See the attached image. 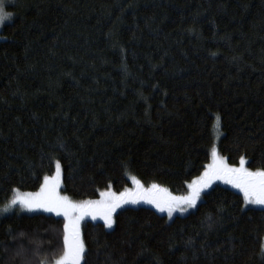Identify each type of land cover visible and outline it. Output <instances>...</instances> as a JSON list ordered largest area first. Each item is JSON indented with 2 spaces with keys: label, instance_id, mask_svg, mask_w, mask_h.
<instances>
[{
  "label": "trees",
  "instance_id": "16d2710c",
  "mask_svg": "<svg viewBox=\"0 0 264 264\" xmlns=\"http://www.w3.org/2000/svg\"><path fill=\"white\" fill-rule=\"evenodd\" d=\"M0 36V203L59 161L61 193L94 200L135 177L174 194L221 157L264 170V0H16ZM64 223L0 217V264L51 263ZM86 264H264V210L214 186L167 220L126 207L82 224ZM83 264V262H82Z\"/></svg>",
  "mask_w": 264,
  "mask_h": 264
},
{
  "label": "snow or ice",
  "instance_id": "6c2138e0",
  "mask_svg": "<svg viewBox=\"0 0 264 264\" xmlns=\"http://www.w3.org/2000/svg\"><path fill=\"white\" fill-rule=\"evenodd\" d=\"M12 13L5 11V0H0V26L5 21H11ZM217 127L219 117L217 116ZM213 163L207 167L205 172L193 180L188 185V193L183 196H173L158 185L153 184L145 193L124 192L117 196L115 193H101L104 199L100 201H84L75 203L68 197H62L57 189L60 184L61 165L56 162V172L54 176H45L44 183L37 193H22L18 189H13L14 195L9 203L0 209V213L8 212L13 206L19 204L22 208L33 210L43 208L47 212H54L63 215L65 218L63 231V249L58 258H53L51 264H86L84 257L86 254L85 243L81 236L80 221L84 216L90 215L96 219L97 214L104 220V226L111 228L114 220L113 213L116 208L125 203H138L143 199L146 203L153 204L158 211H167L171 218L173 212L179 210L181 213L189 208H195L204 189L211 186L214 180H223L239 189L244 196L246 204H256L264 206V170L257 169L251 171L245 167V158L242 156L239 167L229 165L226 159L218 157L213 148ZM138 187H142L140 182L132 177ZM41 264H49L47 258Z\"/></svg>",
  "mask_w": 264,
  "mask_h": 264
},
{
  "label": "rangeland",
  "instance_id": "374dc122",
  "mask_svg": "<svg viewBox=\"0 0 264 264\" xmlns=\"http://www.w3.org/2000/svg\"><path fill=\"white\" fill-rule=\"evenodd\" d=\"M15 3H16V0H5V11L12 13V19H13V17H14V11H13L11 8L14 6ZM12 19H11V20H12ZM9 22H10V21H5V22H4V25L7 24V23H9ZM4 25H3V26H4ZM3 26H0V31H1V29H2ZM1 39H2V37L0 36V40H1ZM216 118H217V117H216ZM216 118H215L214 123H213V132H212V133H213V143H212V145H211V147H210V150H209V152H210L209 163L205 166V168H204V170L202 171V173H201L199 176H197V177H200V176L205 172V170L207 169V167L213 163V155H212L213 148H215L216 153H217V156H218V157H221L220 154H219V151H218V142H219L220 137L222 136V133H221V131H220V123H219L218 127L216 126V125H217V120H216ZM245 161H246V163H245V167L247 168V160H245ZM226 162H227V161H226ZM228 164H229V163H228ZM55 165H56V162H55V164H54V171H53V173H52L49 177L55 175V172H56V167H55ZM229 165H232V166H235V167H239V166H240L239 163H238V164H229ZM248 169H249V168H248ZM249 170H251V169H249ZM251 171H256V170H251ZM197 177H196V178H197ZM196 178H194L193 180H195ZM136 180H137V179H136ZM193 180H192V181H193ZM137 181H139V180H137ZM192 181H191V182H192ZM129 182H130V186H129L128 188H126V189L120 191V192H114V191L111 190V189H107V190L102 191L101 193H115L117 196H119L120 193H124V192H130V193H145L146 190L150 189V188H151V185H153V184H151V185L146 186V185L142 184V183L139 181V182H140V185H141L142 187H138L137 184L133 181V179H132L131 176L129 177ZM191 182H189V183L187 184V186H186V187H187V191H186L185 194H174V193H172L171 191H169L167 188L162 187V186H159V185H158V186H159L160 188H162V189H167V191H168L169 193H171L173 196H183V195H186V194L188 193V191H189V189H188V185H189ZM43 183H44V180H43ZM43 183H42V184H43ZM61 185H62V173H61V176H60V184H59V187H58V189H57V192H58V194H59L60 196H62V197H67V196H65V195H63V194L61 193V191H60V189H61ZM214 186H223V187H227V188H229V189L235 191L236 193L240 194V195L242 196V198H243V201H244L243 193H242L239 189L233 187L231 184L225 183L223 180H214V181L212 182L211 186L208 187V188H206V189H204V191L201 193V197H200V199L198 200L197 205L203 200V196H204V194H206V193H207L212 187H214ZM40 188H41V186H40L39 189H38L37 191H35V192H22V193H37V192L40 191ZM101 193L99 194V197H98L97 199H94V200H88V201H100V200L104 199V197L101 196ZM13 195H14V194H13ZM12 197H13V196H12ZM12 197H11V198H12ZM11 198L8 199V200H7L6 202H4V203H0V209H3V208L9 203V201L11 200ZM68 198H69V197H68ZM69 200H71L72 202H75V203L84 202V201H75V200H73V199H71V198H69ZM244 206H245L246 208H253V209L264 210V206L256 205V204H246L245 201H244ZM126 207H148V208H151L152 210H154L155 212H157L158 214H160V215H164V216L167 218V220H171V219H173V218L176 217V216H184V215H186V214L192 212L197 206H196L195 208H189L187 211H185V212H183V213H181L179 210H177V211L173 212L172 217L169 218V217H168V214H167V211H165V212H160V211L157 210V208H156L153 204L146 203V202L141 198V199H139V202H138V203L133 204V203L129 202V203L122 204L120 207L116 208L115 212L113 213V220H114V216H115V214H116L119 210H121V209H123V208H126ZM14 212H15V213H25V214L44 213V214L53 215V216H55V217H60V218H62L64 224H65V222H66V221H65V218H64L63 215H57V214L54 213V212H47V211H45L43 208H35V209H33V210L30 211V210H28V209H26V208H22L19 204L13 206L8 212L0 213V217L5 216V215H8V214H11V213H14ZM85 221L101 222V223H103V225H104V220L101 218V216H100L99 214H97L96 219H93L90 215H88V216H84V218L80 221V231H82V224H83ZM113 225H114V223H113ZM113 225H112V227H113ZM112 227H111V228H107V227H105V228L109 230V229H112ZM81 236H82V233H81ZM262 254L264 255V240H263ZM49 264H51V263H49Z\"/></svg>",
  "mask_w": 264,
  "mask_h": 264
}]
</instances>
